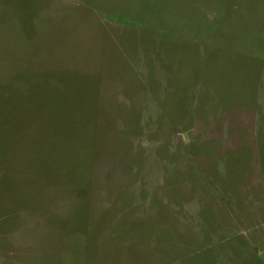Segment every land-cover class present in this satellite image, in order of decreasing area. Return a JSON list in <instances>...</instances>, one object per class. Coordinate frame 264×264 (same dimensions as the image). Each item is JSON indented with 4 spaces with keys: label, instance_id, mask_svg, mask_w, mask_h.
Here are the masks:
<instances>
[{
    "label": "rangeland",
    "instance_id": "obj_1",
    "mask_svg": "<svg viewBox=\"0 0 264 264\" xmlns=\"http://www.w3.org/2000/svg\"><path fill=\"white\" fill-rule=\"evenodd\" d=\"M0 264H264V0H0Z\"/></svg>",
    "mask_w": 264,
    "mask_h": 264
}]
</instances>
